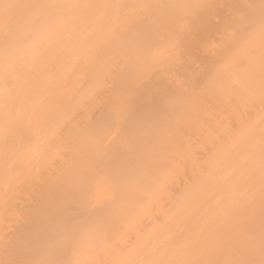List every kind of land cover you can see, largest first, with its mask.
Returning <instances> with one entry per match:
<instances>
[{
  "label": "bare ground",
  "instance_id": "obj_1",
  "mask_svg": "<svg viewBox=\"0 0 264 264\" xmlns=\"http://www.w3.org/2000/svg\"><path fill=\"white\" fill-rule=\"evenodd\" d=\"M0 264H264V0H3Z\"/></svg>",
  "mask_w": 264,
  "mask_h": 264
},
{
  "label": "snow or ice",
  "instance_id": "obj_2",
  "mask_svg": "<svg viewBox=\"0 0 264 264\" xmlns=\"http://www.w3.org/2000/svg\"><path fill=\"white\" fill-rule=\"evenodd\" d=\"M7 7H10V5H7L3 3V0H0V8H7Z\"/></svg>",
  "mask_w": 264,
  "mask_h": 264
}]
</instances>
